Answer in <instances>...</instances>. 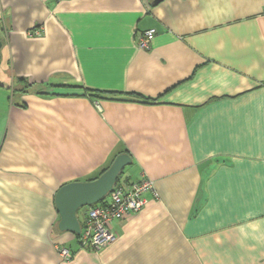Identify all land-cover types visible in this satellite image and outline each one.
Listing matches in <instances>:
<instances>
[{"label": "crops", "instance_id": "obj_1", "mask_svg": "<svg viewBox=\"0 0 264 264\" xmlns=\"http://www.w3.org/2000/svg\"><path fill=\"white\" fill-rule=\"evenodd\" d=\"M153 1L0 0V264H264V0ZM121 153L159 196L81 248L56 193Z\"/></svg>", "mask_w": 264, "mask_h": 264}, {"label": "built area", "instance_id": "obj_2", "mask_svg": "<svg viewBox=\"0 0 264 264\" xmlns=\"http://www.w3.org/2000/svg\"><path fill=\"white\" fill-rule=\"evenodd\" d=\"M261 15L264 17V7ZM39 32L36 30V33ZM155 32V28L142 32L138 39L139 46L150 48ZM147 192L159 196L154 181L149 178L135 181L125 178L118 180L104 202L88 206L86 220L81 223V231L78 234L80 247L98 250L114 242L118 237L113 230L114 222L142 210L147 203ZM58 251L64 259H70L74 255L66 246H59Z\"/></svg>", "mask_w": 264, "mask_h": 264}, {"label": "water", "instance_id": "obj_3", "mask_svg": "<svg viewBox=\"0 0 264 264\" xmlns=\"http://www.w3.org/2000/svg\"><path fill=\"white\" fill-rule=\"evenodd\" d=\"M163 0H154L157 5ZM132 163L128 153L115 157L112 164L98 177L88 181H73L59 188L55 196L57 210L60 214L59 228L61 230L80 233L81 221L78 211L103 200L116 184L121 171Z\"/></svg>", "mask_w": 264, "mask_h": 264}, {"label": "trees", "instance_id": "obj_4", "mask_svg": "<svg viewBox=\"0 0 264 264\" xmlns=\"http://www.w3.org/2000/svg\"><path fill=\"white\" fill-rule=\"evenodd\" d=\"M111 164H112V163H111ZM111 164H110V165H111ZM110 165H109V166H110ZM109 166H108V167H109ZM108 167H107V168H108ZM107 168H106V169H107ZM106 169H104V171H105ZM123 170H124V169H123ZM123 170L121 171V174H120L118 180H121V179L123 178V173H124ZM118 180H117V181H118ZM108 194H109V193H108ZM107 197H108V195H107L103 200H101L100 202H104V200H105ZM86 207H88V206H86ZM86 207H85V208H86Z\"/></svg>", "mask_w": 264, "mask_h": 264}, {"label": "rangeland", "instance_id": "obj_5", "mask_svg": "<svg viewBox=\"0 0 264 264\" xmlns=\"http://www.w3.org/2000/svg\"><path fill=\"white\" fill-rule=\"evenodd\" d=\"M2 65L4 66V67H2V66H0V69H2L3 71L2 72H0V73H5L6 72V70H7V68L5 67V63L3 62L2 63ZM2 101H1V99H0V103H1ZM124 171V170H123Z\"/></svg>", "mask_w": 264, "mask_h": 264}]
</instances>
